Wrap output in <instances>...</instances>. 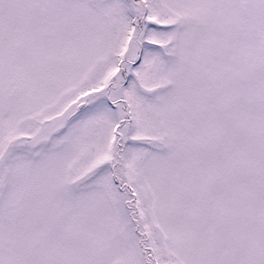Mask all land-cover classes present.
<instances>
[{"label":"snow or ice","instance_id":"obj_1","mask_svg":"<svg viewBox=\"0 0 264 264\" xmlns=\"http://www.w3.org/2000/svg\"><path fill=\"white\" fill-rule=\"evenodd\" d=\"M0 264H264V0H0Z\"/></svg>","mask_w":264,"mask_h":264}]
</instances>
